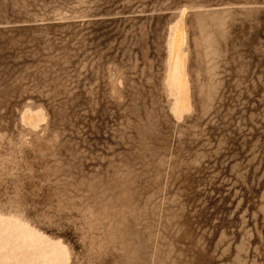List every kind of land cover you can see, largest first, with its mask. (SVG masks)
Masks as SVG:
<instances>
[{
    "label": "rangeland",
    "instance_id": "obj_1",
    "mask_svg": "<svg viewBox=\"0 0 264 264\" xmlns=\"http://www.w3.org/2000/svg\"><path fill=\"white\" fill-rule=\"evenodd\" d=\"M0 264H264V0H0Z\"/></svg>",
    "mask_w": 264,
    "mask_h": 264
}]
</instances>
